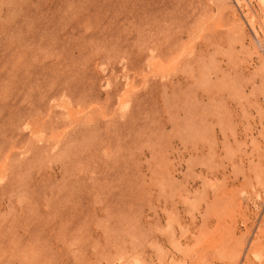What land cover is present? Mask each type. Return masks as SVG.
<instances>
[{
  "label": "rangeland",
  "instance_id": "obj_1",
  "mask_svg": "<svg viewBox=\"0 0 264 264\" xmlns=\"http://www.w3.org/2000/svg\"><path fill=\"white\" fill-rule=\"evenodd\" d=\"M0 264H264V0H0Z\"/></svg>",
  "mask_w": 264,
  "mask_h": 264
}]
</instances>
